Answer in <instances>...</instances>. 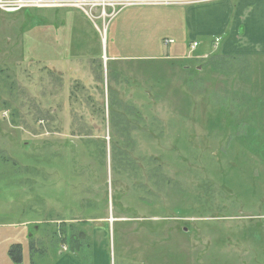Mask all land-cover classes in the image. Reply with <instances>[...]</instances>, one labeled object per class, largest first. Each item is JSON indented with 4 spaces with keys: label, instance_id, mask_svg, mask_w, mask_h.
I'll use <instances>...</instances> for the list:
<instances>
[{
    "label": "rangeland",
    "instance_id": "374dc122",
    "mask_svg": "<svg viewBox=\"0 0 264 264\" xmlns=\"http://www.w3.org/2000/svg\"><path fill=\"white\" fill-rule=\"evenodd\" d=\"M96 3L0 7L8 237L36 264H92L93 246L101 264H264V57L192 59L167 29L152 49L114 41L122 10L145 7L121 18L140 31L175 3ZM45 9L83 13L98 42L42 43Z\"/></svg>",
    "mask_w": 264,
    "mask_h": 264
},
{
    "label": "crops",
    "instance_id": "0c3cea01",
    "mask_svg": "<svg viewBox=\"0 0 264 264\" xmlns=\"http://www.w3.org/2000/svg\"><path fill=\"white\" fill-rule=\"evenodd\" d=\"M179 1V4L172 6H158L159 9H168V14L165 11L162 13L166 15L162 19L155 14L150 16L142 14L143 19L140 20V24L143 25V30L140 31L136 27L133 28V25L126 23V19L121 20V18L130 15L133 9H144L145 7H131L122 10L110 25L113 28L114 41L119 36H126L124 39L126 43L128 39H131L133 43L146 42L150 43V49H152L151 43L156 41L154 38L160 37L163 41L175 42L174 39H168L167 35L169 34H165L167 29L170 34L176 36L175 38L180 43L176 49L179 51L187 50L186 55L192 59L204 60L210 56V49H215L216 38H222L216 52V55L218 54L220 57L234 59L264 57V0H205L200 3H189L187 0ZM39 13H41L40 16L43 17L44 21L42 26L49 28L48 31L43 32L48 34L46 40H38H42V43L48 42L52 46L60 42L65 44H70V42L95 44L98 42L94 26L83 13L77 10L48 11L45 9L44 11L39 10ZM52 13L60 14L58 18L55 16L57 20H49L50 17L47 15ZM32 26L33 31H36L34 28L37 29L41 25L34 26L33 23ZM164 29L165 32L161 35L160 32ZM21 33L23 34L25 31H21ZM38 33L41 34L40 31ZM207 38L211 39L207 40ZM195 42L198 43V46L193 52L194 56L191 57V45ZM170 47L172 46L169 45ZM114 49L118 50V47ZM191 51L193 50L191 49ZM177 57L182 58L184 56L178 55ZM120 58L138 57H112L113 60ZM6 229L7 224L0 223V236H5L4 242L0 239V264H26L27 260L33 264L35 261L28 257L30 252L28 255L26 245L22 241L20 243L14 241L16 237H8ZM9 240L14 242L11 245L20 244L22 246L21 263L12 262L13 260L9 256V248L11 247L8 243ZM92 251V258L94 259L92 264H101L97 247L93 246ZM55 264L79 263L65 255L64 259L62 258ZM108 264H110V260Z\"/></svg>",
    "mask_w": 264,
    "mask_h": 264
},
{
    "label": "built area",
    "instance_id": "2783aa9c",
    "mask_svg": "<svg viewBox=\"0 0 264 264\" xmlns=\"http://www.w3.org/2000/svg\"><path fill=\"white\" fill-rule=\"evenodd\" d=\"M114 3H119L120 6L126 7V6H133V5H161V4H170L175 3L179 4V0H112ZM189 3H200L203 2V0H187ZM79 4H76L73 0H0V7L4 8L7 12H18L24 8H31L32 6H38V8H49V7H56V6H64V5H71V7H77L84 9L88 7L89 5L84 6L85 4H82L84 2L92 3L90 6L91 8L94 7V4H97L96 2H99V0H78ZM182 3V2H181ZM172 5V4H170ZM91 19L94 18V15L87 14ZM115 18V17H114ZM221 38L215 39V48L218 47V45L221 43ZM168 44H171L173 42L168 41L166 42ZM197 47V43H194L192 46V50H194Z\"/></svg>",
    "mask_w": 264,
    "mask_h": 264
},
{
    "label": "trees",
    "instance_id": "16d2710c",
    "mask_svg": "<svg viewBox=\"0 0 264 264\" xmlns=\"http://www.w3.org/2000/svg\"><path fill=\"white\" fill-rule=\"evenodd\" d=\"M120 155L128 159L126 163H131L130 156L127 154V152L125 153L119 152L118 156ZM9 256L11 257L13 262L21 263L22 262V246L20 244L11 245V247L9 248ZM33 264L35 263L33 262Z\"/></svg>",
    "mask_w": 264,
    "mask_h": 264
},
{
    "label": "bare ground",
    "instance_id": "6f19581e",
    "mask_svg": "<svg viewBox=\"0 0 264 264\" xmlns=\"http://www.w3.org/2000/svg\"><path fill=\"white\" fill-rule=\"evenodd\" d=\"M153 5H154V4H153ZM161 5H162V4H161ZM166 42H168V41H166ZM195 43H197V42H195ZM214 43H215V42H214ZM193 44H194V43H193ZM193 44L191 45V49H192ZM197 46H198V43H197ZM196 48H197V47H196ZM196 48H195V49H196ZM195 49H194V50H195ZM215 49H217V48H215ZM194 50H193V51H194Z\"/></svg>",
    "mask_w": 264,
    "mask_h": 264
}]
</instances>
